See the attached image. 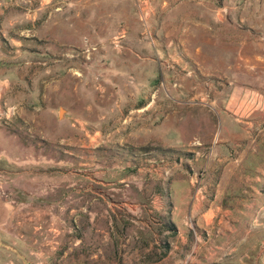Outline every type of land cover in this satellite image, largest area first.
Masks as SVG:
<instances>
[{
    "label": "rangeland",
    "instance_id": "1",
    "mask_svg": "<svg viewBox=\"0 0 264 264\" xmlns=\"http://www.w3.org/2000/svg\"><path fill=\"white\" fill-rule=\"evenodd\" d=\"M256 4L264 12V0ZM254 5L250 0H0L5 35L0 33L5 65L0 76L8 80L0 103L3 113L12 110L8 118L0 114V216L8 225L0 234V264H8L4 250L15 251L11 264H141L148 256L156 260L151 264H197L201 258L208 264H264L263 179L247 177L248 163L239 160L238 150L228 159L241 170L233 185L239 199L231 204L250 206L242 221H251L252 236L212 242L206 231L195 229L183 252L172 251V245L180 246L173 242L174 229L164 233L166 215L153 208L155 176L161 174L162 202L168 206L176 167L187 177L178 180H192L195 193L206 198L203 162L206 148L226 131V95L264 76V62L253 68L240 59L264 54L248 46L250 24L237 19L240 9ZM257 21L263 28L264 18ZM244 41L248 48L240 50ZM154 132L160 146L152 140ZM235 132L242 143L250 140ZM145 134L151 142L142 146ZM74 146L94 165L75 164ZM145 152L150 154L142 156ZM138 182L153 193L145 221H131L136 212L127 207ZM63 185L99 192L112 187L118 204L112 221H58L57 189ZM48 210L51 221L43 218ZM138 231L143 241L136 239Z\"/></svg>",
    "mask_w": 264,
    "mask_h": 264
},
{
    "label": "crops",
    "instance_id": "2",
    "mask_svg": "<svg viewBox=\"0 0 264 264\" xmlns=\"http://www.w3.org/2000/svg\"><path fill=\"white\" fill-rule=\"evenodd\" d=\"M242 1V0H240ZM245 1V0H244ZM255 4L251 6L249 10L244 11L240 9L237 12L238 22L242 25L244 22L249 23L247 25V31L251 35L249 44L244 42H239V49H246L247 44L254 49L261 50L264 49V41L258 40V37L264 38V27L259 25L257 19L264 18V12L258 9V0H250ZM241 5V4H240ZM262 23V22H261ZM264 24V22L262 23ZM4 32L0 30V33ZM5 36L3 33L1 34ZM256 37V39H254ZM19 40L10 38V44H18ZM251 42L253 46H251ZM16 46V45H15ZM0 44V54H1ZM17 51L14 57L19 56ZM6 52V51H5ZM3 51V53L5 54ZM10 52V51H9ZM22 55V53H21ZM242 64H248L255 68L259 62H264V54H254L253 56H242L240 57ZM7 59L5 62H7ZM261 64V63H260ZM5 68V65L1 66L0 70ZM264 77V76H263ZM258 77L253 78L254 85L247 88H235L227 93V98L222 110V123L225 126V132L223 138H219L216 144L211 147H207L209 151L205 154V161L203 162L202 175L204 176L203 190L206 192V198L203 200L198 196L193 190L192 180L191 181H180L178 179L187 178L184 171L179 169H174L171 175L172 181L169 187L168 197L170 204L164 205L162 202L163 196L161 194L162 188L160 186L161 174L155 176L154 182H158V194L157 196L148 189L143 182H138L136 185V190L131 194V203L127 202V207L129 211L136 212L132 215L131 221H145L146 209L144 208L148 202V198L153 194L156 199V204L153 206L155 211L159 215H166L167 225L163 226V232L168 233L169 229H174L175 243L180 244L172 245L171 249L174 251L183 252V246L188 247L190 245V240L193 238L192 232L197 229L199 231H206L207 236L213 237L212 242H222L225 238H231L236 235H244L246 237L252 236L254 231L253 227H250L251 221H242V219L248 218L249 205H242L243 209L239 207L238 203L235 202L239 199V194L235 191L234 183L236 180L240 179L241 170L236 169V165L229 161L233 159L232 155H235L237 150L239 151V160H245L248 163L247 168L243 167V172L248 173L249 179L252 178L259 179L262 177L264 185V78ZM8 88V80L5 77L0 76V95L5 93ZM1 97V96H0ZM0 103V114L3 113L1 110ZM245 121V122H243ZM226 122V123H225ZM241 124H244L242 126ZM150 130V129H148ZM156 130V129H155ZM238 130L244 132L248 136V139L244 143L241 141L242 134L238 136L235 131ZM250 135V137H249ZM149 135H144V141L142 146H146L151 139ZM247 138V137H246ZM154 142L157 140V146H160L161 137L159 133L154 132ZM70 146V145H69ZM76 146V145H75ZM73 147L74 154L68 153L67 150L64 154H71L73 161L78 166L94 165V159L84 157L82 154V147ZM150 153H144L142 156L149 155ZM230 157V158H229ZM142 158V157H140ZM144 159H146L144 157ZM229 159V160H228ZM148 161V159H146ZM65 162V161H64ZM140 175L146 176L145 171L138 170ZM77 176V175H76ZM152 177L150 174L148 175ZM252 177V178H251ZM239 178V179H238ZM142 184V185H141ZM253 184V183H251ZM179 185L184 187L181 189ZM254 185H258L257 182ZM82 187H60L57 189L58 193H61V197L58 199V221H112L111 212L114 211L116 202L113 200L115 198V191L112 187L105 189L102 192L96 191L93 188L84 189ZM104 192V193H103ZM124 196V195H121ZM134 204V205H133ZM243 210L246 213H243ZM102 211V212H100ZM150 212V211H149ZM51 212L44 211L43 218L46 221H51ZM37 213H35V216ZM140 217L138 219L137 217ZM136 216V217H135ZM3 219L2 214L0 216V234L8 229L6 225L7 221H1ZM38 219L36 218V221ZM241 220V221H240ZM164 222V221H163ZM170 225V227H169ZM112 231L110 226L106 227L104 231L105 235L108 236L109 232ZM168 235V234H167ZM136 239L143 241L144 234L138 231V235L135 236ZM80 240L76 241L77 243ZM214 244V243H213ZM138 247V248H137ZM137 250H144L140 246H137ZM140 247V248H139ZM217 247V246H215ZM214 248V247H213ZM219 248V247H218ZM10 249V248H9ZM3 250V249H2ZM12 250V249H11ZM8 254L6 260L8 264L15 263V259L12 257L11 251L4 250ZM170 251V252H172ZM66 253V251H63ZM1 253V250H0ZM206 253V252H205ZM1 257V255H0ZM138 261V260H137ZM181 261V260H178ZM208 258L199 260L197 264H208ZM141 264H151L156 262L153 257H144L140 261ZM5 261L1 264H4ZM177 262L175 261L174 264Z\"/></svg>",
    "mask_w": 264,
    "mask_h": 264
},
{
    "label": "built area",
    "instance_id": "3",
    "mask_svg": "<svg viewBox=\"0 0 264 264\" xmlns=\"http://www.w3.org/2000/svg\"><path fill=\"white\" fill-rule=\"evenodd\" d=\"M12 111V110H11ZM11 111L10 109L8 111H6L5 113H3L5 115L6 118L9 117V115L11 114Z\"/></svg>",
    "mask_w": 264,
    "mask_h": 264
},
{
    "label": "trees",
    "instance_id": "4",
    "mask_svg": "<svg viewBox=\"0 0 264 264\" xmlns=\"http://www.w3.org/2000/svg\"><path fill=\"white\" fill-rule=\"evenodd\" d=\"M169 227H170V225H169ZM171 228V227H170Z\"/></svg>",
    "mask_w": 264,
    "mask_h": 264
}]
</instances>
